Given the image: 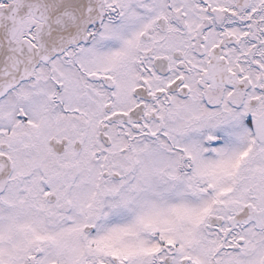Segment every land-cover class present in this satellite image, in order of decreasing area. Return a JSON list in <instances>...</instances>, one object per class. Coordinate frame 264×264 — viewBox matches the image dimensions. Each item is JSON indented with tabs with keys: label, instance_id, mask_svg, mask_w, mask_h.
Returning a JSON list of instances; mask_svg holds the SVG:
<instances>
[{
	"label": "snow or ice",
	"instance_id": "6c2138e0",
	"mask_svg": "<svg viewBox=\"0 0 264 264\" xmlns=\"http://www.w3.org/2000/svg\"><path fill=\"white\" fill-rule=\"evenodd\" d=\"M0 264H264V0H0Z\"/></svg>",
	"mask_w": 264,
	"mask_h": 264
}]
</instances>
